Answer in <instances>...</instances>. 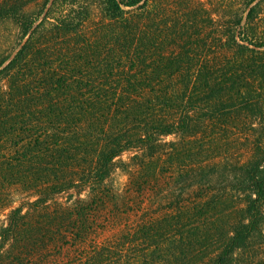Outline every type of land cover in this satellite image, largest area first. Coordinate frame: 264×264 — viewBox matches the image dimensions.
I'll list each match as a JSON object with an SVG mask.
<instances>
[{
	"label": "rangeland",
	"instance_id": "rangeland-1",
	"mask_svg": "<svg viewBox=\"0 0 264 264\" xmlns=\"http://www.w3.org/2000/svg\"><path fill=\"white\" fill-rule=\"evenodd\" d=\"M81 1L88 13L77 32L54 37L78 47L92 44L100 49V56L87 57L80 72L96 74L111 66L113 76L99 86L112 88V92L126 87L152 94L166 92L171 97L178 92L180 100L169 99L172 110L166 113L169 121L186 114L188 128L182 135L172 133L154 140L151 156L136 147L123 151L114 158L97 196H91L88 185L78 184L48 197L46 210L57 209L62 214L78 200H96L91 211L86 209L91 231L88 237L81 235V242L70 235L73 239L59 242L60 249L50 248L40 256L37 241L21 246L9 241L5 248L10 255L20 250L26 264H72L81 254L86 256V264H209L208 258L219 252L233 226L245 218L251 185L244 166L264 155V0H260L255 19L245 26V40L251 39L255 45L240 41L239 26L234 25L235 14L244 9L242 0H149L145 9L151 17V37L143 62L135 57L144 50L141 37L136 36L127 55L103 30L116 32L119 24H110L96 2ZM43 2L0 0V61L8 58L4 64L21 41L15 20L4 17L2 11L12 7L20 16L33 18ZM50 6L51 22L69 9L68 0L54 6L49 0L46 7ZM134 14L139 19L146 10ZM145 24L141 21L136 27L138 34ZM167 61L174 64L169 67ZM80 72L71 70L70 77L76 78ZM132 76L141 79L128 85L126 78ZM207 81L213 83L212 89L204 86ZM154 106L161 113L158 101ZM8 189L10 203L0 212V228L7 225L10 211L17 207L21 213L33 211L30 217L38 220L43 206L35 202L36 197L17 187ZM259 228L264 234V221ZM67 230L63 228V232ZM23 235H33L31 240H35L36 230H26ZM178 236L183 241L181 253L179 246L168 247ZM99 250L103 256L96 262ZM227 262L264 264V237L255 232Z\"/></svg>",
	"mask_w": 264,
	"mask_h": 264
},
{
	"label": "trees",
	"instance_id": "trees-1",
	"mask_svg": "<svg viewBox=\"0 0 264 264\" xmlns=\"http://www.w3.org/2000/svg\"><path fill=\"white\" fill-rule=\"evenodd\" d=\"M48 1L44 0L40 12L33 18L20 16L12 7L2 11L4 17L15 20L21 42L8 62L4 64L8 58L0 61V212L10 203L7 192L11 187L32 194L43 208L38 210V220L30 217L33 211L21 213V207L10 211L7 225L0 228V264H26L20 250L10 255L5 248L9 241L20 246L27 242L34 245L37 241L38 256L50 248L60 249L62 244L59 246V242H64L67 237L74 236L81 242V235L90 230L86 209L91 211L96 200H78L73 206L64 208L62 214L57 209L46 210L48 197L78 184L88 185L91 196H97L102 193L98 189L109 175L114 158L123 151L136 147L151 156L149 148L154 140L172 133L182 135L188 128L186 114H178L169 121L166 113V110H172L167 103L169 99L180 100L178 92L173 93L174 97L166 92L152 94L129 87L112 92V88L99 86L113 76L111 66L96 74L87 72L84 76L80 72L83 63L88 61L87 57L98 58L100 49L92 44L86 48L78 47L75 42H59L54 37L77 32L88 13L87 5L81 0H68L69 9L51 22L48 19H51L52 7H46ZM61 1L52 0V5ZM92 1L98 4L110 24H119L116 32L103 30L120 43L127 55L132 52L136 36L141 37L144 50L135 57L143 62L151 37V17L145 9L149 0ZM242 1L244 9L235 14L234 25L239 26L240 41L255 45L253 40H245L244 36H248L245 26L255 19L260 0ZM44 9L46 11L39 19ZM140 10H146V14L138 19L134 13ZM74 14L77 23L72 24ZM141 21L146 23L145 29L138 34L136 27ZM102 37L109 41L105 33ZM256 45L261 46V43ZM82 58L85 59L80 60ZM173 64L171 61L166 63L169 67ZM71 70L80 73L72 78ZM140 79V76L139 79L132 76L126 78V83L134 84ZM203 84L207 88L213 85L208 81ZM87 85L90 88H86ZM155 101L159 102L161 113L156 110ZM262 119L264 125V112ZM244 172L251 185L246 196L245 218L233 226L219 252L208 258L209 264H227L234 251L242 249L255 232L264 237L259 228L264 221V155L246 164ZM63 228L68 229V236L64 235L67 233ZM31 229L36 230L35 240H31L33 235L26 238L23 235ZM181 237L168 247L176 249L179 246L178 253L183 252ZM102 256L103 252L99 250L94 259L98 262ZM85 262L86 256L81 254L72 264Z\"/></svg>",
	"mask_w": 264,
	"mask_h": 264
}]
</instances>
